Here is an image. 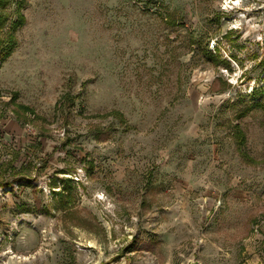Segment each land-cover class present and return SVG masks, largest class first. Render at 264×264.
I'll return each mask as SVG.
<instances>
[{
  "label": "rangeland",
  "instance_id": "374dc122",
  "mask_svg": "<svg viewBox=\"0 0 264 264\" xmlns=\"http://www.w3.org/2000/svg\"><path fill=\"white\" fill-rule=\"evenodd\" d=\"M9 1L0 264H264V0Z\"/></svg>",
  "mask_w": 264,
  "mask_h": 264
},
{
  "label": "trees",
  "instance_id": "16d2710c",
  "mask_svg": "<svg viewBox=\"0 0 264 264\" xmlns=\"http://www.w3.org/2000/svg\"><path fill=\"white\" fill-rule=\"evenodd\" d=\"M10 1L9 0H0V9H3L8 5ZM6 19V15L0 13V30L3 28L4 22ZM21 22H23L24 17L21 15L20 17ZM13 41H8L5 45H2V41L0 40V60L5 59L11 52L13 48ZM25 111H28L29 109L27 107H22ZM240 133V132H239ZM243 138L240 139L239 143H243ZM69 181H65V183H68ZM64 183V185H65Z\"/></svg>",
  "mask_w": 264,
  "mask_h": 264
}]
</instances>
